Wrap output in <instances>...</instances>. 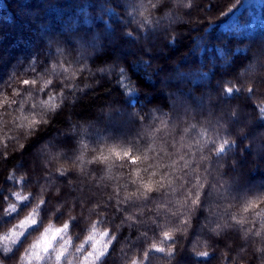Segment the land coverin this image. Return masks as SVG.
Instances as JSON below:
<instances>
[{
	"label": "clouds",
	"instance_id": "1",
	"mask_svg": "<svg viewBox=\"0 0 264 264\" xmlns=\"http://www.w3.org/2000/svg\"><path fill=\"white\" fill-rule=\"evenodd\" d=\"M192 7L193 0H121L123 35L139 41L149 33L167 31L166 39L172 43L171 29L179 20L174 13ZM95 55L96 50L85 54L58 42L43 70L31 67L35 55L28 61L31 75L9 70L0 83V158L23 153L28 142L51 124L66 93L76 89ZM215 83L217 101L239 94L264 121V50H257L232 75ZM132 85L135 92L144 87L135 81ZM89 86L83 85L81 91ZM169 92L164 93L167 103L177 95L191 101L178 89ZM132 111L139 128L128 139L106 135L93 142L84 126L70 156L42 141L33 151L43 149L40 163L46 182L35 192L26 184V170H9L12 186L0 202V264H107L124 229L136 231L137 236L120 244L114 257L117 264H173L178 245L183 249L201 211L205 214L197 229L201 235L188 245L194 260L215 255L217 264H264V190L233 199L229 185L210 179L213 159L237 145L248 121L232 133L230 124L217 123L216 116L197 121L181 112L177 120L170 106L158 103L146 112L135 107ZM240 111L241 105L234 103L220 119L227 116L233 121ZM77 131L72 128L68 134ZM56 177L66 178L68 191L77 195L57 199L45 216L49 197L60 198L64 189ZM77 223L79 227H74ZM204 232L216 241L235 233L244 247L231 252L234 244L229 240L217 251ZM137 241L143 242V248L133 246ZM153 251L162 254L155 261L150 257Z\"/></svg>",
	"mask_w": 264,
	"mask_h": 264
},
{
	"label": "trees",
	"instance_id": "2",
	"mask_svg": "<svg viewBox=\"0 0 264 264\" xmlns=\"http://www.w3.org/2000/svg\"><path fill=\"white\" fill-rule=\"evenodd\" d=\"M120 7L121 0H0V83L10 69L18 74L27 71L33 55L36 61L31 67L43 70L58 42L85 54L96 50L86 73L77 81L76 89L66 93L64 106L51 124L28 142L23 153L0 158V202L12 186L8 180L12 168L17 173L25 170L29 173L26 184L34 192L39 184L46 182L45 169L40 163L43 149L33 151L42 141L47 140L52 150L65 149L70 156L79 130L84 126L88 129L87 137L93 142L106 135L109 139H128L139 128V122L133 118V107L146 112L154 103L170 106L172 117L177 120L181 112L186 119L197 121L216 116L217 123L230 124L232 133L246 126L248 121L247 131L238 138L237 145L227 147L213 159L214 174L210 179L229 185V195L233 199L264 190V121L256 118L257 109L241 95L233 94L217 101L212 94L217 91L215 82L218 79L232 75L257 50H263L264 0H193L190 10L174 13L179 20L171 29L175 33L172 43L166 39L167 31L163 35L149 33L137 42L135 37L123 35ZM49 40L52 42L46 48ZM127 40L134 43V50L120 58L118 51ZM160 46L165 49L164 53L159 51ZM144 59L149 63L145 64ZM121 64L126 69L124 73L120 72ZM176 69L183 76L160 87L158 75L171 74ZM27 74L32 73L27 71ZM122 75L130 84L135 81L144 87L139 92L129 93L121 84ZM85 84L90 86L81 91ZM54 87L58 89L59 85ZM206 88L212 94L207 98L204 97ZM169 89H178L182 95L191 91L188 96L191 101L177 95L167 103L164 93ZM199 100L203 103L200 111ZM237 102L241 105L238 117L233 121L227 116L220 119ZM72 128L78 130L76 135L68 134ZM56 179L64 185L62 196L49 197L51 203L45 209V216L57 199L66 200L77 195L68 191L66 178ZM76 207L79 210V204ZM204 215L201 211L194 221L196 227L183 249L178 245L173 264H217L215 255L206 261L194 260L188 251L192 240L201 235L197 229ZM119 218L117 216V221ZM74 227H79V223ZM202 235L213 241L217 251L229 240L234 244L231 252L244 247L235 233H228L219 241L207 232ZM136 236V231L124 229L113 245L107 264H117L114 257L120 244ZM133 246L143 248V242L137 241ZM161 255L155 251L150 253L152 261Z\"/></svg>",
	"mask_w": 264,
	"mask_h": 264
},
{
	"label": "rangeland",
	"instance_id": "3",
	"mask_svg": "<svg viewBox=\"0 0 264 264\" xmlns=\"http://www.w3.org/2000/svg\"><path fill=\"white\" fill-rule=\"evenodd\" d=\"M143 39H145L144 37H142ZM154 39V38H153ZM263 39V38H262ZM134 41H136L137 42V40L136 39H134ZM111 42H113V38H112V36H110V43ZM262 43H263V50H264V40L262 41ZM120 47V46H119ZM159 51H162L163 53H164V51H165V49L162 47V46H160L159 48ZM134 50V43L132 44V41H130V40H127V41H125V45L123 46V47H121L120 49H119V51H118V55H119V57L120 58H122V57H124V54H126L127 52H130V51H133ZM147 52H150V51H147ZM168 75V76H167ZM183 75H181V72L180 71H178V69H176V71H174V72H172L171 74H162V73H160L159 75H158V77H160L159 79H160V87H162V86H164L165 84H168L169 82H172V81H174L175 79H178V78H181ZM205 91H206V93H207V95H212L210 92H209V89L208 88H206L205 89ZM211 91V90H210ZM183 92V91H182ZM191 92V91H190ZM190 92H186V93H184V95H186L187 97L189 96V94H190ZM212 92V91H211ZM181 100V99H180ZM202 107H203V103H202V100H199V103H198V109H199V111L202 109ZM241 114H244L243 112L241 113ZM251 122V121H250Z\"/></svg>",
	"mask_w": 264,
	"mask_h": 264
},
{
	"label": "snow or ice",
	"instance_id": "4",
	"mask_svg": "<svg viewBox=\"0 0 264 264\" xmlns=\"http://www.w3.org/2000/svg\"><path fill=\"white\" fill-rule=\"evenodd\" d=\"M121 73H123V69H121ZM126 81H127V82H126ZM121 84L127 89V91H128L129 93H131L132 91H135V86L132 85V84H130V83L128 82V80H127V77H124L123 75H122V77H121Z\"/></svg>",
	"mask_w": 264,
	"mask_h": 264
}]
</instances>
